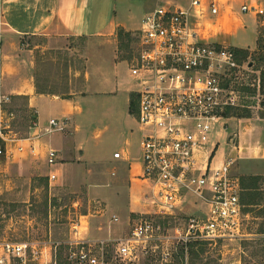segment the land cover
Instances as JSON below:
<instances>
[{
	"label": "built area",
	"instance_id": "built-area-1",
	"mask_svg": "<svg viewBox=\"0 0 264 264\" xmlns=\"http://www.w3.org/2000/svg\"><path fill=\"white\" fill-rule=\"evenodd\" d=\"M257 1L242 4L241 12L263 14ZM218 4L219 0H188L187 5L157 6L133 33L137 52L129 71L136 86V118L145 130L141 179L147 188L144 198L154 213L136 214L131 234L114 239L82 238L80 221L71 224L64 242L65 264H137L139 246L146 253L155 251L146 246L159 237L160 227L151 219L175 217L189 196L200 204L201 213L190 218L179 236L186 254L189 242L216 244L252 237L247 231L252 216L241 201L240 177L231 172L232 159L214 164L217 142L212 136L220 122L225 127L229 109L254 108V100L260 98V77L252 76L249 58L239 61L236 47L209 40L203 33V27L215 24ZM244 87H256V93ZM10 102V96L0 97V156L6 159L22 154L24 142L67 130L65 119L51 118L44 132L18 136L11 123L16 113L3 108ZM35 127L34 122L30 129ZM30 149L34 152L35 146ZM48 155L49 164H55L57 151L50 149ZM120 155L116 152L114 157ZM48 179L54 181L56 175ZM62 246L52 239L0 240V264H60ZM171 256L169 250L163 251L159 261L167 263Z\"/></svg>",
	"mask_w": 264,
	"mask_h": 264
},
{
	"label": "crops",
	"instance_id": "crops-1",
	"mask_svg": "<svg viewBox=\"0 0 264 264\" xmlns=\"http://www.w3.org/2000/svg\"><path fill=\"white\" fill-rule=\"evenodd\" d=\"M137 1L0 0V97H27L26 108L36 115L32 134L44 132L51 118L67 121L65 132L24 142L25 150L19 157L31 172L47 178L55 174L54 181L84 187L90 200L99 202L96 219L88 218L85 226L80 221V234L86 239L117 238L130 217L147 206V188L141 179L145 130L136 112L130 111L134 88L129 84V66L119 58L117 45L118 29L138 30L145 14L154 8L152 0H142L150 4L138 20ZM257 2L260 8L264 6V2ZM244 3L254 0H219L220 14L212 19L213 26L217 42L227 44L221 37L227 34L230 39L238 28L246 27L252 14L255 38L252 45L241 48L255 51L259 37L257 13L241 12ZM35 37H43L47 43L32 47L27 39ZM71 38L87 41L83 90L68 96L38 93L34 49L63 48ZM223 122L228 130L222 148L221 142L217 143L214 164L232 159L234 175L264 176V116L228 117ZM97 123L102 124L101 130L89 134ZM30 145L35 146L34 152ZM50 149L57 151V161L51 165ZM116 152H120V158L114 157Z\"/></svg>",
	"mask_w": 264,
	"mask_h": 264
},
{
	"label": "rangeland",
	"instance_id": "rangeland-1",
	"mask_svg": "<svg viewBox=\"0 0 264 264\" xmlns=\"http://www.w3.org/2000/svg\"><path fill=\"white\" fill-rule=\"evenodd\" d=\"M151 2V0H149ZM139 2L138 8L135 10L137 19H142L145 13V7L150 3H145L142 0ZM264 2V1H263ZM154 8L168 3H178L187 5L188 0H152ZM260 9H264V6ZM253 15H249L246 27L238 28L230 39L229 35H223L221 41H226L227 45L234 47H247L252 45L255 33ZM257 19L259 22V35L264 37V13H258ZM250 21V22H249ZM250 24V25H249ZM137 23L134 27H136ZM214 24H207L203 27V33L209 36V40H217V29ZM262 30V33L260 32ZM134 36L135 31H128ZM258 35V36H259ZM134 38V37H133ZM28 43L34 45H45L47 39L35 37L27 39ZM87 41L86 38H71L67 41L65 47L59 49H34L36 70L35 75L39 80L49 78L50 86L57 89L62 96H68L71 92H80L83 90L84 81V57L83 51ZM119 58L125 60L128 66L137 52V41L134 38L128 45L125 41L121 48L118 41ZM253 52V51H251ZM257 66V64H256ZM255 78L260 77V70L253 67ZM129 74V84L135 89V83L132 75ZM45 83V82H44ZM68 90V92H67ZM260 98L254 100V108L248 109L253 115H263L264 113V94L260 92ZM11 103V102H10ZM20 107V106H19ZM18 118V115H15ZM236 117L231 116L229 118ZM239 118V117H236ZM234 122V121H232ZM219 124L217 133L212 136L213 142H221L220 148L224 145V138L227 133V128L221 127ZM102 124L97 123L93 128L89 129V134L97 133L101 130ZM25 131L18 133L22 136L29 135ZM230 145V144H229ZM225 148V147H224ZM216 154V153H215ZM215 156V155H214ZM237 158V156L235 155ZM247 163V162H246ZM234 164L231 166V172L234 173ZM264 190V183H262ZM200 204L196 203L192 197H186V200L181 205L175 217L151 219L156 226L160 227L157 239L149 240L146 244L148 250L154 248L155 251L143 252V247L139 246V260L137 264H161V254L163 251L169 250L172 254L171 261L163 264H181L178 256L181 243L179 236L186 232L189 220L192 216H199L201 213ZM263 207L255 208V212L264 210ZM100 204L94 200H90L87 191L84 187L62 185L59 181L50 183L46 176L33 173L25 167V161L21 160L19 154H16L11 159L7 160L4 156H0V240L23 241L28 239L49 240L62 243L59 250V262L65 264L67 249L64 247V242L69 239L71 224L75 222L95 218L99 215ZM141 210V207L138 209ZM141 212V211H139ZM144 214H153L151 204L147 202L144 207ZM249 213V212H248ZM118 214V213H117ZM135 213L130 217L129 224L125 231L117 236V238L127 237L133 229V220L138 217ZM252 219L247 222V231L252 234V237L247 239H237L232 241H220L216 244H211L208 247V252L203 256L204 261L214 260L217 264V259L220 264H246L245 259L248 258L251 245L245 242H256L258 239H263L264 234H258V228L264 218L255 219L252 213H249ZM264 214V211H263ZM88 215L89 217L85 216ZM83 216V217H82ZM134 218V219H133ZM133 219V220H132ZM180 231V233L177 232ZM83 232L84 229H83ZM84 234V233H83ZM249 264H264L262 256L255 257ZM185 263H189L188 255L185 258Z\"/></svg>",
	"mask_w": 264,
	"mask_h": 264
},
{
	"label": "trees",
	"instance_id": "trees-1",
	"mask_svg": "<svg viewBox=\"0 0 264 264\" xmlns=\"http://www.w3.org/2000/svg\"><path fill=\"white\" fill-rule=\"evenodd\" d=\"M262 33V30L260 31ZM118 41L121 46H123L124 42L126 41L128 45L134 39L132 34L128 31H125L122 28H119L117 31ZM235 51L238 55L239 61H246L248 58L250 59V65L255 67L256 70H260V91L264 94V37L263 34H260L257 40V50L251 52L249 49L243 48H235ZM257 64V66H256ZM50 79L46 78L43 80H39L37 75L35 76V86L36 91L42 94H57L62 95L66 92H59L57 89L50 86ZM45 82V83H44ZM247 92L256 93V87H244ZM68 92V90H67ZM62 93V94H61ZM27 97L25 96H15L11 98V103L5 104L4 109L6 112L14 111L18 118H15L11 121L12 129L17 133H22L25 131L27 134L30 130V127L33 126V123L36 120V115L34 112L30 111L26 108ZM20 106V107H19ZM130 111L131 113H135L137 111V97L135 93L131 94L130 97ZM225 115L227 117L236 116L239 118L242 117H251V113L248 109H241V108H233L229 109ZM264 116V113L263 115ZM22 135L26 137L27 134ZM48 179V178H47ZM241 185H242V193H241V201L242 204L245 206V212L252 213L255 211L256 206L264 208V190L262 188V183H264V176L261 175H251V176H242L240 177ZM49 181V179H48ZM262 208V209H263ZM264 210H259V213L255 212L253 217L255 219L264 218L263 214ZM258 234H264V222H261L259 225ZM251 245L252 249L249 251L248 258L245 259V263H251L255 257L262 256L264 258V238L258 239L256 242H245L244 247ZM211 245L210 242L207 241H196V242H189L187 246V254L185 253V247L180 245L178 256L180 257L181 264H185V258L188 255L189 263L190 264H216L213 263L214 260H210L207 262L204 261V254L208 252V247ZM217 264H220L217 259ZM260 264V263H258Z\"/></svg>",
	"mask_w": 264,
	"mask_h": 264
}]
</instances>
